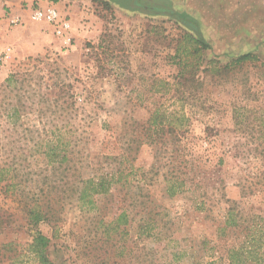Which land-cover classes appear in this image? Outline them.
Listing matches in <instances>:
<instances>
[{"label": "rangeland", "instance_id": "374dc122", "mask_svg": "<svg viewBox=\"0 0 264 264\" xmlns=\"http://www.w3.org/2000/svg\"><path fill=\"white\" fill-rule=\"evenodd\" d=\"M59 1L64 35L10 23L29 39L0 54V264H42L36 231L51 264H264V0Z\"/></svg>", "mask_w": 264, "mask_h": 264}, {"label": "trees", "instance_id": "16d2710c", "mask_svg": "<svg viewBox=\"0 0 264 264\" xmlns=\"http://www.w3.org/2000/svg\"><path fill=\"white\" fill-rule=\"evenodd\" d=\"M192 22V21H191ZM189 26L188 24H186ZM192 29L198 30L196 24L191 25ZM198 34L197 38L193 37L190 34H186V37L192 42L194 46V50H198L200 47L206 49L209 47V43H207L200 35L199 32L196 31ZM247 60H258L257 56L247 52L242 53L238 55L235 59H232V61L229 63L231 64H238ZM264 64V63H263ZM237 109L234 111V117L236 118V124L239 123L237 121ZM160 118H163V114L160 113ZM184 117L181 115L180 119L182 120ZM154 123L156 121L154 120ZM163 123L162 120L159 121V124ZM121 173V172H120ZM120 175L116 174L115 172L107 173V174H101L93 177H89L85 180H83V185L78 191V200L82 201V204H91L93 205L94 201L92 199L93 195H106L109 194L113 185L116 184L120 180ZM174 185H171L168 187L169 194H172L174 191L173 189ZM38 205H32L28 207L26 205L25 209L28 214V219L31 223L34 225L37 224L41 219H44L47 217V214L49 211H46L42 213L38 208ZM239 214V210L234 206L230 205L226 211L225 218H224V226L222 229H226L229 227L237 226V216ZM124 212L121 213L120 217L117 220L118 222L123 219ZM258 242L261 243V237L259 236L257 239ZM49 238L44 235L43 233L36 231L32 237V241L29 243L28 247L29 250L32 251L38 258L39 262L42 264H51V261L48 259V256L46 254L47 246H48ZM242 246H234L229 249L228 257L231 260L232 264H242L243 261V253H242Z\"/></svg>", "mask_w": 264, "mask_h": 264}, {"label": "crops", "instance_id": "0c3cea01", "mask_svg": "<svg viewBox=\"0 0 264 264\" xmlns=\"http://www.w3.org/2000/svg\"><path fill=\"white\" fill-rule=\"evenodd\" d=\"M230 1L232 3L237 2V0H230ZM33 3L38 4L37 6H42V7L48 5L49 3L58 6L60 4V1L59 0L58 1L57 0H53V1L52 0H0V54L8 53L10 52L9 49L11 47L14 48L16 47L15 46L16 44H20L28 41L29 36L25 35L26 34L25 31L27 30V28H29V26L26 27L19 25H10V18L19 15L21 17V21L38 23L37 21L31 22L32 20L29 18L28 7H30L31 4ZM241 3L244 4L245 9L247 10L248 8L247 4H250L253 6V8H255V4L258 3V0H242ZM24 6H27V8L25 9ZM242 11H244V9ZM244 13H246L247 18L250 17L249 16L250 14L248 15L247 11H244ZM256 13L258 16L259 10L254 11L252 13L254 18ZM45 27H47V25ZM38 33L41 35V32ZM44 34H46L45 31ZM45 36L48 37L47 35H41V37H45Z\"/></svg>", "mask_w": 264, "mask_h": 264}, {"label": "built area", "instance_id": "2783aa9c", "mask_svg": "<svg viewBox=\"0 0 264 264\" xmlns=\"http://www.w3.org/2000/svg\"><path fill=\"white\" fill-rule=\"evenodd\" d=\"M29 18L33 21H45L51 24L57 35H64V33L70 28L69 20L63 18L53 4H48L44 7H32L29 13ZM20 22L21 17L19 15L10 18V23L12 24H18Z\"/></svg>", "mask_w": 264, "mask_h": 264}]
</instances>
